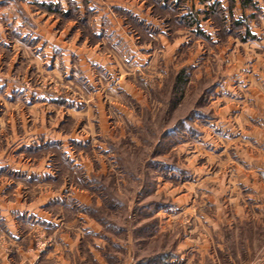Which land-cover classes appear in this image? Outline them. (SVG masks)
<instances>
[{
  "label": "rangeland",
  "instance_id": "374dc122",
  "mask_svg": "<svg viewBox=\"0 0 264 264\" xmlns=\"http://www.w3.org/2000/svg\"><path fill=\"white\" fill-rule=\"evenodd\" d=\"M176 1L0 0V159L28 162L43 175L0 168L2 202L22 223L12 236L0 221L2 260L264 264V197L251 198L255 191L239 184L231 163L234 149L264 146V136L236 134L227 93L218 94L225 88L217 91L238 78L233 50H251L241 26L231 30L225 17H203L211 8ZM187 13L198 23H186ZM106 15L116 40L104 33ZM200 24H211L216 37L202 35ZM56 37L75 51L55 73L41 53ZM116 46L123 54L115 65L105 50ZM234 185L240 192L228 193ZM51 192L66 196L44 206L58 225L13 208L35 207ZM48 253L59 262L42 257Z\"/></svg>",
  "mask_w": 264,
  "mask_h": 264
},
{
  "label": "crops",
  "instance_id": "0c3cea01",
  "mask_svg": "<svg viewBox=\"0 0 264 264\" xmlns=\"http://www.w3.org/2000/svg\"><path fill=\"white\" fill-rule=\"evenodd\" d=\"M187 2H190V6L194 7L195 9L205 7L206 5L217 1L220 3L221 7L224 9L225 12V22H227L228 27L233 30L234 23L237 21H240L242 19H246L248 22V28H249V33L251 36L254 38H248L246 39V42L243 44L245 46V51L248 49L251 51H247L248 53H245L244 56H240L237 52L236 49L233 50L234 55L230 56V66L233 62V65L235 64L234 68L231 66L230 72L236 71L238 75V78L232 79L231 75L230 78L225 80V82L217 88V91L219 88L224 87L225 92H218L221 97L219 98H224L225 96L223 93H227V98L225 97V101L228 103V109H231L232 114L234 117L232 118L231 115L229 117L230 120L235 121L238 124V132H235L238 134L239 132L247 135H252V138H256L258 142L262 141V136H264V59L259 58V56L256 58H252V54H254L255 51H257L256 55L259 54H264V0H246L247 4L242 5L241 0H211L209 3H200L199 0H185ZM9 7L12 5L11 1H8ZM5 11V23L7 25L6 17H7V10ZM10 14L8 23L12 27L13 23V16ZM110 16L106 15L105 21L102 25L103 29L105 30L104 33L106 37L111 38L113 40H116L119 37V33L112 30L110 27ZM148 23L154 25L156 23L155 20H149ZM206 23V22H205ZM209 23V21H208ZM202 27V35H207L206 37L209 36V38L214 39L216 37L215 31L212 27H209V25H203L200 24ZM1 26V25H0ZM109 28V30H108ZM107 29V30H106ZM1 30V27H0ZM5 31H6V26H5ZM237 33L239 34L241 30H236ZM4 33V32H3ZM243 35V31L241 32ZM6 35V32L4 33ZM3 34V35H4ZM159 39H162L164 34L162 32L158 33L156 35ZM0 39H2V33L0 31ZM42 40V38H41ZM44 40V39H43ZM58 42H57V41ZM56 42H53L52 44L54 45L52 48L47 50L48 48L45 46L42 49V61L44 64L49 65L53 72H57L59 69H61V65L63 64L66 69V62L68 58L74 54V48L71 47L70 45L64 44V42H60L59 38L56 37ZM58 43V44H57ZM6 44V43H4ZM118 43H116L117 45ZM132 52L135 51V46H133ZM56 48V49H54ZM123 49V48H122ZM119 46L112 47V50L106 49L105 52L109 53V55H112L110 58L115 62V58L117 55L123 54L121 52L122 50ZM148 50H151L150 46L147 48ZM154 48L152 49V51ZM255 50V51H254ZM89 51H91V56L94 55V49L89 48ZM104 52V51H103ZM104 52V53H105ZM251 52V54H249ZM103 53V54H104ZM106 53V55H107ZM114 56V57H113ZM93 59H96L97 61H104L103 58H98L92 56ZM108 57V56H107ZM109 58V57H108ZM107 58V60H108ZM92 61V58H91ZM235 61V62H234ZM116 65V62H115ZM118 65V63H117ZM48 66V67H49ZM118 68V67H117ZM119 69V68H118ZM111 71L110 68H107V71ZM260 72V73H259ZM262 72V73H261ZM232 74V73H231ZM234 74V73H233ZM89 82L91 81L88 79ZM223 96V97H222ZM221 101V100H220ZM235 105V106H234ZM259 114V116H258ZM243 123L245 125L242 126ZM261 125V127H260ZM248 127V128H246ZM236 148V146H233ZM241 147H244L242 149ZM236 150V155L239 157L236 159L237 161L243 162V166L239 165L238 162L236 163V160H231L232 167L234 168L236 174H238V182L241 185L245 186V189L251 190V193L255 191V195H253L251 198L259 199L262 200L264 197V172H263V165H264V146H239L237 147ZM238 155V153H240ZM219 155H227L226 150L224 152H220ZM229 160V156H227V161ZM238 168L236 169V167ZM18 168H16V167ZM0 168H6L4 169L5 171H11L10 173L14 171H20V173L24 174L26 177H30L31 173L32 175L34 174L38 181L39 177H43L42 175V170L39 168H34L33 165H30L28 162H19V163H13L11 160H3L0 159ZM17 169V170H14ZM47 175H49L47 173ZM2 178H7L5 176H1ZM243 177V178H241ZM2 183H5V186H8L7 181H1ZM243 183V184H242ZM233 186L232 190H229L228 193L234 194L235 192L239 191V186ZM251 188V189H250ZM220 193L223 189V192H227L223 188V186L220 187ZM0 187V221H3V227L4 231L10 233L12 236H15L14 230H20V227L22 226V223L18 222L14 219V216L11 213L10 206L7 207L2 202V199H4L7 195L5 194ZM238 192V193H239ZM70 195L71 191L68 192ZM73 193V192H72ZM66 194V193H64ZM247 195V193H246ZM226 196V195H225ZM231 196V195H230ZM224 197V196H223ZM41 200L36 204V206H31L29 205H14L13 208L16 210H19V215L24 216V214L32 215L36 220L40 222L45 223H50V224H55L58 225V222H55L54 220H50V216L46 214V211L44 212V206L46 205H52L58 203V201L65 199L66 196H62V192H57V193H47L44 197H39ZM39 200V199H38ZM10 205V204H9ZM245 213V212H244ZM243 212H241L242 215H244ZM26 228H29L28 225L25 226ZM14 229V230H13ZM40 257L37 255L36 259ZM43 258L47 257L50 260H54L59 262V257L58 256H42ZM35 259V260H36ZM34 260V261H35ZM0 261H3L5 264H9L10 262L8 259H3L2 256L0 255ZM26 261V260H25ZM31 264V263H29Z\"/></svg>",
  "mask_w": 264,
  "mask_h": 264
},
{
  "label": "trees",
  "instance_id": "16d2710c",
  "mask_svg": "<svg viewBox=\"0 0 264 264\" xmlns=\"http://www.w3.org/2000/svg\"><path fill=\"white\" fill-rule=\"evenodd\" d=\"M200 1V3H210L211 2V0H199ZM160 2V1H159ZM168 2V3H167ZM169 2H171V0H164V3L165 4H163V5H166V3L167 4H169ZM181 2V0H178V1H176L175 2V6L176 5H178L179 3ZM154 3L155 4H157L158 3V0H154ZM241 4L242 5H244V4H247V1L246 0H241ZM179 6V5H178ZM178 6L176 7V10H177V8H178ZM207 7H209V8H211L210 10H208V9H206V10H204V12H202V14H203V17H204V15L206 16V15H215V14H218V16L222 19V17H225V12H224V9L221 7V5H220V3L219 2H217V1H214V2H212V3H210V4H208V5H206ZM169 8V7H168ZM221 14L223 15V16H221ZM180 17V16H179ZM182 17H185L186 18V20H187V22L186 23H188L189 25H195V24H197L198 23V19H197V15H194L193 13H187V14H185L184 16H182ZM234 26H241V28H242V30H243V35H242V38L241 39H243V40H246V39H248V38H254L253 36H251V34L249 33V28H248V22L246 21V19L244 20V19H242V20H240V21H237L236 23H234Z\"/></svg>",
  "mask_w": 264,
  "mask_h": 264
}]
</instances>
